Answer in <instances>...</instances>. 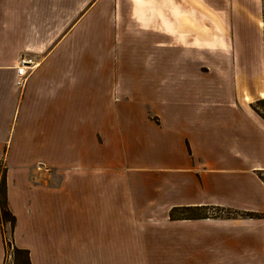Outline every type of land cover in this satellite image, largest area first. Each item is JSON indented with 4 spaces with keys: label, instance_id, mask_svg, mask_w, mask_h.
<instances>
[{
    "label": "crops",
    "instance_id": "0c3cea01",
    "mask_svg": "<svg viewBox=\"0 0 264 264\" xmlns=\"http://www.w3.org/2000/svg\"><path fill=\"white\" fill-rule=\"evenodd\" d=\"M215 4L0 0V162L30 264H264V95L238 62L260 72V50Z\"/></svg>",
    "mask_w": 264,
    "mask_h": 264
},
{
    "label": "rangeland",
    "instance_id": "374dc122",
    "mask_svg": "<svg viewBox=\"0 0 264 264\" xmlns=\"http://www.w3.org/2000/svg\"><path fill=\"white\" fill-rule=\"evenodd\" d=\"M220 1V7L216 6L213 7L214 16H222L225 20H228V30L230 37L233 34L234 36L237 33H244V35L249 38L251 41L245 43V46H250L253 48H257L260 50V58L259 63L261 65L260 72L254 69L251 65L258 63L257 57L255 56H243L238 57L240 63L245 64V70L240 73L243 75L244 84L246 87L251 88L252 92L255 91L256 86L261 87V94L264 95V0H214ZM231 41H230V45ZM211 58L207 59L209 63H220L226 62L224 59L225 57L220 56H213V57H206ZM235 58V57H233ZM237 58V57H236ZM200 59V57H198ZM228 62L232 63L234 60L232 57L228 58ZM200 62V61H198ZM248 97V95H245ZM251 100L250 107L256 113L258 112L262 118H264V96L260 98V95H254L251 99L248 98V101ZM246 101V102H248ZM6 169L7 174V167L6 164L1 161L0 162V176L2 174V169ZM41 171L42 174L45 172L46 169L40 167L37 169ZM49 172V171H48ZM49 174V173H48ZM212 215H220L217 211H211ZM225 214V213H224ZM188 216L190 214H187ZM226 215V214H225ZM4 238L9 243L10 242V229L8 225L3 227ZM4 249V247H3ZM4 251V259L3 264H23V257L21 255H15V259L13 256L12 248L7 245Z\"/></svg>",
    "mask_w": 264,
    "mask_h": 264
},
{
    "label": "trees",
    "instance_id": "16d2710c",
    "mask_svg": "<svg viewBox=\"0 0 264 264\" xmlns=\"http://www.w3.org/2000/svg\"><path fill=\"white\" fill-rule=\"evenodd\" d=\"M225 214L227 216L229 215V213H225ZM182 217L193 218L194 215H189V216L188 215H182ZM170 218H173V214H170ZM15 222H16L15 217L12 215V213L8 209L6 169L3 168L2 174L0 176V234H1L2 244L4 247V251H6L5 248L9 244V246L12 248L14 259L16 257L15 255H21L24 259L23 264H30L29 259H28V252L26 250H20V249L16 248L12 242V233H13V229L15 226ZM5 225H8L9 229H10V242L9 243L4 238L3 227ZM14 264H15V260H14Z\"/></svg>",
    "mask_w": 264,
    "mask_h": 264
},
{
    "label": "built area",
    "instance_id": "2783aa9c",
    "mask_svg": "<svg viewBox=\"0 0 264 264\" xmlns=\"http://www.w3.org/2000/svg\"><path fill=\"white\" fill-rule=\"evenodd\" d=\"M32 63L29 60L26 59H21L18 61L16 65V75H17V80H16V86L22 87L26 77H27V69H32Z\"/></svg>",
    "mask_w": 264,
    "mask_h": 264
}]
</instances>
